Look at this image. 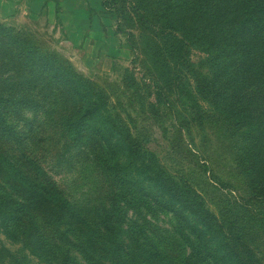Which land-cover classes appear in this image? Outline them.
Segmentation results:
<instances>
[{
  "label": "rangeland",
  "instance_id": "rangeland-1",
  "mask_svg": "<svg viewBox=\"0 0 264 264\" xmlns=\"http://www.w3.org/2000/svg\"><path fill=\"white\" fill-rule=\"evenodd\" d=\"M101 3L0 0V113L7 126L0 160L11 166L0 168V264H63L66 255V264H130L107 259L99 220L113 214L125 248L149 243L178 263L187 259L192 233L178 215L185 206L169 210L143 196L131 186L143 187L140 171L123 187L112 176L131 145L140 148L139 168L199 195L203 208L183 211L189 220L201 212L205 221L213 218V236L226 237L231 254L264 264V198L251 192L238 166L242 139L196 91L208 76L205 55L190 49L186 64L170 61L169 73L159 71L144 29ZM38 55L102 95L106 110L80 123L85 99L53 79ZM15 173L33 189L66 198L91 233L48 209L38 212L40 201L15 187Z\"/></svg>",
  "mask_w": 264,
  "mask_h": 264
},
{
  "label": "trees",
  "instance_id": "trees-1",
  "mask_svg": "<svg viewBox=\"0 0 264 264\" xmlns=\"http://www.w3.org/2000/svg\"><path fill=\"white\" fill-rule=\"evenodd\" d=\"M101 5L105 10L115 11L118 18L134 21L144 29L153 43L152 56L159 71L169 73L170 61H184L186 64L190 49L205 55L208 76L196 81L197 94L207 100L241 137L238 166L251 192L264 198V0H102ZM37 61L44 64L53 79H58L70 92L85 99L80 123L106 110L102 95L91 91L79 77L53 65L52 60L44 55H38ZM88 91H91L90 97ZM6 130L0 113V132ZM131 147L126 162L118 164L114 161L110 168L112 176L123 187L128 185L132 175L136 178V171H140L144 176L136 180L143 187L136 182L131 186L141 191L143 196L155 197L156 202L161 201L169 210H173L176 204H179L178 209L182 204L185 206L179 214L175 210V214L192 233L190 255L178 263L149 243L136 242L134 246L125 248L113 214L99 220L107 259L115 263L113 257L119 256L122 257L119 263L131 259L130 264H249L237 258L238 254H231V249L223 244L226 237L218 240L213 236V229L219 228L213 218L205 221L206 217L201 212L189 220L183 214L186 209L203 208L198 194L188 186L176 185L169 179L163 181L151 168H139L135 159L141 153L140 148ZM4 167L10 169L11 166L0 160V168ZM17 173L15 187L19 190L27 187L26 195L31 203L35 199L40 201L38 212L48 209L51 214L85 226L91 233V228L66 198L58 193L50 194L41 187L40 190L33 189L32 184ZM31 203L25 204L24 209L31 207ZM1 204L6 207V201ZM11 218V215L5 217L6 220ZM190 221L197 225L188 227ZM37 230L40 231V227L35 220L31 222V231ZM67 260L68 255L63 264Z\"/></svg>",
  "mask_w": 264,
  "mask_h": 264
},
{
  "label": "crops",
  "instance_id": "crops-1",
  "mask_svg": "<svg viewBox=\"0 0 264 264\" xmlns=\"http://www.w3.org/2000/svg\"><path fill=\"white\" fill-rule=\"evenodd\" d=\"M27 1H35V0H27ZM33 7V6H32Z\"/></svg>",
  "mask_w": 264,
  "mask_h": 264
}]
</instances>
